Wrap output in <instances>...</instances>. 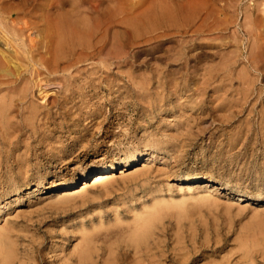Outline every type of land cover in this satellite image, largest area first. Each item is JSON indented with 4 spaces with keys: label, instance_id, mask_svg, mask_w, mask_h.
<instances>
[{
    "label": "rangeland",
    "instance_id": "rangeland-1",
    "mask_svg": "<svg viewBox=\"0 0 264 264\" xmlns=\"http://www.w3.org/2000/svg\"><path fill=\"white\" fill-rule=\"evenodd\" d=\"M185 1L198 5L193 28L204 21L202 15L209 25L213 21L211 28L208 25L195 33L191 27L184 35L191 49L180 46V38H184L181 33L167 32L166 37H158L152 32L140 37L136 44L126 34L121 59H116L114 51L103 53L107 58L95 55L79 63L82 71L74 72L77 76L70 86L48 84L45 87L49 92L41 95L34 88L32 99L47 107H43L44 116L42 113L32 123L26 122V133L20 136L22 150L17 151L23 154L22 161L9 147L0 144V240L14 242L13 264H73L86 232L95 235V264H150V259L157 260L156 264H238L245 249L255 245L258 247L252 250L254 264H264V51L258 68L249 65L254 82L247 88L238 74L249 64L250 41L241 26L243 16L228 12L221 18H229L219 19L220 15H216L218 19H213V14L206 16L204 0ZM215 1L220 7L221 2ZM244 1L248 0L241 3ZM234 32L242 39L235 38ZM152 36L153 40H143ZM210 39L216 41L215 45ZM198 40L201 44L196 47ZM234 44L240 45L236 48ZM231 48L236 50L235 56L233 50H228ZM216 49L221 52L217 54ZM222 57L227 58L220 62ZM118 60L121 67L115 63ZM213 60L215 66L221 67L217 69ZM95 64L108 66L96 73H85ZM103 71L104 78L110 81L100 77ZM90 76L96 79L94 86L89 85ZM141 79L145 80L142 85L138 82ZM47 109L50 113L45 115ZM129 156L140 158L126 171L128 174L121 173ZM103 163L117 165L113 181L106 185L95 183L91 171ZM85 174L90 175L88 190L62 199L64 190L85 185ZM197 177L203 178L200 183L212 186L189 190V183H198ZM75 179L76 186L70 187ZM214 184L219 188L214 189ZM241 195L248 199H241ZM153 206L163 208L164 218L148 246L152 251L146 252V247L138 250L131 240L125 239L137 216ZM111 242L114 251L109 252Z\"/></svg>",
    "mask_w": 264,
    "mask_h": 264
},
{
    "label": "bare ground",
    "instance_id": "bare-ground-1",
    "mask_svg": "<svg viewBox=\"0 0 264 264\" xmlns=\"http://www.w3.org/2000/svg\"><path fill=\"white\" fill-rule=\"evenodd\" d=\"M242 1L243 0H219V2H221V6L218 8L216 6L217 1H215V0L214 1L213 0H204L203 4H204V8L206 9V16H209L208 13L213 14L215 16L213 19H218V18H216V15H220L219 19H225L228 15L227 14L228 12H233L238 17L241 15L243 16L244 20L242 21L243 23L241 24V26L246 31V33H248L249 41H250V46H249L250 48H248L249 49L248 50L249 55H247V59H248L249 64H246V66H244V68L242 67L243 69L241 70V72L238 71V72H240L238 74L242 78V82L244 83V85L247 84V88H250L254 81H253V78L251 77V75L249 74V72H250L248 69L249 65H253L255 68H258L259 67L258 64L260 62V54L264 51V0H248L247 2L244 1L245 3H243V4L241 3ZM201 4H202V2H201ZM197 10H198L197 4H194V5L188 4V1L184 2V0H182V2H180V1L176 2V0L175 1H173V0H0V144L6 145V147H9L10 151H12L13 154H17V151H19L22 147V146H20L21 133H23V134L26 133L25 132L26 131V122L32 123L35 120V118L40 117L41 114L44 112L43 107H47V104H43V103L38 104L37 102H35L34 99H32L31 95H32V93H34V88H38V90L40 91V95H41V93L49 92L48 89H46V87H45L48 84L58 83V84H63L64 86H70L71 85L70 83L72 82L71 80H75L76 76H77V75L76 76L73 75V74H75L74 72H76V71L81 72L82 71L83 67L81 68V66H79V63H81L82 61H85V60H89L92 57H94L95 55L103 57L106 52H107L106 55H108V53L114 51V52H116V55H115L116 59L117 58L121 59V56L123 54V48L125 47V45L127 43L126 39H125L126 34L130 35L131 39H133V41L132 40L131 41L135 42V44H136V42H138L140 37L145 36L146 34H147V36H149L148 34L152 33V32L159 34L158 37L163 36V35L166 37V35L164 33H167V32H170L169 34H171V32L174 34H175V32L181 33L182 36L184 37V35L188 34V30H190V28L195 25V24L193 25V20H194V18H196L194 16L197 14V12H198ZM204 10H203V12H204ZM222 14H224V16H225V14H227V15L225 18L224 17L221 18ZM230 14H232V13H230ZM200 15H202V12L200 13ZM197 16H199V15H197ZM229 17L230 16H228L227 18H229ZM202 18L204 19V21L201 20ZM206 18L207 17L204 18L202 15L201 19L199 20V21H202V23L197 25L195 28L192 27L193 28L192 31L195 33H199L202 30L204 31V29H206V26H207V28H209L208 27L209 24L207 23ZM231 18L234 19L233 15ZM209 19H208V22H209ZM228 21L229 20L226 19L227 23H228ZM230 21H232V20L230 19ZM211 22H213V21L211 20ZM211 22H210V25H212ZM215 22H214V24H215ZM224 22H225V20H224ZM224 22H223V24H224L223 27H225V25H227L226 22L225 23ZM230 23L231 22L228 23L229 26H230ZM223 24L221 23V25H223ZM218 26H219V23H218ZM234 27H236V26H234ZM210 28H211V26H210ZM214 28H215V26H214ZM215 29L217 30V28H215ZM218 29H219V27H218ZM224 29H228V28H224ZM235 29H233V30H235ZM232 33H233V31H232ZM237 33L234 32V35ZM223 34H224V32H223ZM190 35H191V33H190ZM215 35H216V33L213 34V36H215ZM220 35H222V34H220ZM234 35H233V37H234ZM191 36H196V35L194 34ZM213 36L211 35V37H213ZM218 36L219 35L217 34V37ZM224 36H225V34H224ZM224 36H223V38H224ZM199 37H200L199 40H202L201 36H199ZM205 37L202 36V38H205ZM208 37H210V35H208ZM231 37H232V35H231ZM152 38H155V37H153V36L150 38L147 37L143 40H148V39H152ZM220 38L221 37L219 36L218 41L220 40ZM235 38H238V37L236 36ZM180 39H181V41L179 43L180 46L182 48L188 47V42H189L188 37H186V38L184 37L183 39L182 38H180ZM190 39H193V38L191 37ZM205 39H204L205 41L209 40L207 38H205ZM211 39H210V41H211ZM238 39H242V38L240 37ZM199 40H198V42H195V45L197 43L201 44V42ZM213 40H216V38ZM213 40L211 42L212 43L214 42L213 44L215 45L216 41H213ZM161 41H163V40H161ZM223 41H225V39ZM230 41H231V39H230ZM238 41H240V40H238ZM169 42H171V41H169ZM175 43H177V42H175ZM203 43L205 44L206 42H203ZM232 43H233V41H232ZM234 43H236V42H234ZM192 44H194V43H192ZM207 44H205V45H207ZM213 44H211V45H213ZM227 44L225 42V45H227ZM234 45H236V44H234ZM239 45L240 44H238V46L236 45L237 47L233 46V45L232 46H233V48H235V47L238 48ZM247 45H249V44L247 43ZM138 46H140V45H138ZM216 46H218V45H216ZM153 47L154 46H152V48ZM196 47H198V46L196 45ZM209 47H210V45H209ZM211 47H214V46H211ZM180 48H179V50H180ZM188 48H190V47H188ZM194 48H195V46H194ZM219 48H220V46H219ZM257 48H259L260 50L258 51ZM224 50H223V52H224ZM228 50L232 51L233 49L231 48ZM216 51H217V49H216ZM218 51H217V54H218ZM235 51L234 50L232 51V54L234 56L236 54ZM219 52H221V51H219ZM233 52H235V54ZM138 53H140V52H138ZM204 54H207V53L204 52ZM219 54H221V53H219ZM227 54H226V56H227ZM230 54L231 53H229L228 56H231ZM133 55L131 56V58L133 57ZM136 55H137V52H136ZM211 55H213V54H211ZM222 55H223V53H222ZM224 55H225V53H224ZM233 55L231 56L232 58H234ZM175 56H177V55H174V57ZM179 56L181 57V54H179ZM220 56H219V58H220ZM198 57H201V56H198ZM103 58H107V57L104 56ZM226 58L227 57H224V58L222 57L221 58L222 60H220V62L225 61ZM232 58L231 59L229 58L228 60L231 61ZM235 58H237V57H235ZM175 59H178V58H175ZM203 59H204V63H205V58H203ZM128 61H130V59ZM213 61H212V63H213ZM108 62H110V61H108ZM210 62L211 61L209 60L208 64H210ZM228 62H226L227 63L226 66L228 65ZM115 63L117 64L118 67H121V60H118ZM201 63H203V62H201ZM233 63H234V61H233ZM184 64L185 63L183 62V65ZM104 65H106V64H103L101 66H99L97 64H95L92 67L90 66L89 69L87 68L85 70V73H96V72L102 71L104 68L103 67ZM157 65H158V63H157ZM189 65H191V64H189ZM220 65L216 64V66H215V61H214V66L216 68H217V66H220ZM107 66L108 65H106V67ZM203 66L205 67V65H203ZM207 66H208L207 67V69H208L210 65H207ZM224 66H225V64H224ZM224 66H222V67H224ZM192 68H194V67H192ZM155 69H157V68H155ZM231 69H232V67H231ZM201 70H202V68H201ZM105 71H103V73L101 74L100 77L104 78V76H106ZM206 71L207 70H205V72ZM157 72H159V70H157ZM58 74H61L63 76L59 77ZM145 74H147V72ZM167 74H169V72H167ZM131 75L132 74H130V76ZM158 75H156V77H158ZM187 76H188V74H187ZM153 77H155V76L153 75ZM161 77L163 78V76H161ZM59 78H61V81H58ZM205 78H207V77H205ZM89 79H90L89 85L94 86L96 83V79L91 77V76ZM148 79H149V77H148ZM170 79H173V76H172V78L170 77ZM104 80H106V82L110 81V79H107V78H104ZM141 80H139L138 82H140L142 85V82L145 80H142V81ZM176 81H177V79H176ZM149 82H151V80L148 81V83ZM148 83H143V85L148 84ZM159 83H157V84L160 85L161 83L160 84ZM133 84H135V83H133ZM176 84H177V82H176ZM194 84H195V82H194ZM194 84H192V85H194ZM141 85H140V88L139 87L138 88L142 91ZM225 85H229V84H224V86ZM160 86H158V87L161 89ZM144 87H146V86H144ZM147 87H148V85H147ZM155 87H156V85H155ZM172 89H174V88H172ZM217 89H219L218 85H216V90ZM186 90H187V88H186ZM39 91H37V92H39ZM64 91H65V89H64ZM113 91H114V89H113ZM157 91H158V89H157ZM160 91H162V89ZM188 91L189 90H187V92ZM151 92H154V91H151ZM182 93H184V92H182ZM214 93H216V91ZM102 94H104V93H102ZM161 94H163V93H161ZM67 95L68 94H65L64 97H67ZM159 95H160V93H159ZM212 96H214V94ZM217 96H219V95H217ZM84 97H86V96H84ZM159 98L161 101L162 98L161 97H159ZM41 99H43V98H41ZM148 99L146 98V101ZM175 99H177V98H175ZM211 99H213V98H211ZM221 99H222V97H221ZM66 100H67V98H66ZM245 100H248V95H246ZM43 102H45V101L43 100ZM214 102H215V99H214ZM217 102H215V103L217 104ZM57 105L59 106V108H61L60 103H58ZM217 105H219V104H217ZM189 106H191V105H189ZM176 107H177V105H176ZM49 113H50V111H49V109H47L45 111V115H48ZM43 116H44V113H43ZM42 119H43L42 121H44V118H42ZM73 124H74V122H73ZM40 126H42V125H40ZM263 139H264V136H263ZM48 145H49V143H48ZM138 154H140V153H138ZM17 157H18L19 161L21 162L23 159L22 158L23 154L18 153ZM139 158L140 157H138V156H134V157L129 156L128 160H126V162H125V166H124L125 169L122 170L121 173L128 174V173H126V171H129L130 168H132L134 165H136ZM1 162H3V161H1ZM105 162H107V161H105ZM115 167H117V165L115 163H103V164L97 166L96 168H94L93 170H91L93 172L95 183L106 185L107 183L113 181V179L115 177V174H114ZM144 171L147 172L149 170H144ZM141 172L142 171H140L139 173H141ZM84 173H85V171H84ZM89 173L90 172H88L87 174H89ZM26 175H28V174H26ZM89 177H90V175H86V178L84 180L85 185L81 189H78L79 187L78 188L75 187L78 179L73 180L70 183L71 184L70 187H75V188H73L74 190L73 191H68L69 189L64 190L63 195H62V199H65V198L68 199L69 196H71V194L72 195L81 194V193L87 191L88 185H89ZM201 179H203V178L197 177V178H195V180L198 183H195V184L189 183V185L187 184L188 189L189 190H196L198 187L212 186L211 184L209 185L207 183L206 184L200 183L199 181H201ZM208 183H210V181H208ZM197 184H201V185H197ZM181 187H183V186H181ZM214 187H215L214 189L219 188L218 185H215ZM222 189H223V187H222ZM247 197L244 195L240 196L241 199L247 198ZM193 200H195V199H193ZM137 217H138L137 220L132 225H130V227L128 229V231H129L128 236H126L127 238L125 240H127V239L131 240L130 242H132V244L135 245L138 250L140 248L144 249L146 247V250H147L146 252H148L151 250V248L148 247L150 242H151V239L156 234L157 228L160 225L159 221H163L164 211H163V208H161L159 206H153L152 208L143 211ZM103 230H104V228H103ZM96 231H97V229H96ZM4 235L5 234H3V236ZM84 236H85L84 244L77 248V250H76L77 251V258H76L77 261L75 263L73 262V264H95V261L93 260L94 256H95L94 246H96L95 245L96 239L94 238L95 235L93 232H86V233H84ZM123 237H124V235H123ZM263 240H261V241L263 242ZM246 241H247V239H246ZM252 242H253V240H252ZM256 242L260 244V241H256ZM172 243H173V241H172ZM240 244H242V243H240ZM13 245H14V242H12V241H9V240L1 241L0 240V257H1L0 260H1L2 264H13L14 263L15 257H16L15 256L16 255V247ZM251 245H253V243ZM109 246H110L109 252L114 251L113 250V242H111L109 244ZM246 247L247 246H245V248ZM253 247L248 246L245 249L244 247L241 246V249L244 248L245 251L241 254L240 263H238V264H242V263L254 264V261H253L254 258H253V252H252ZM255 247H258V246L255 245ZM262 247L263 246L261 245V248ZM257 249H259V248H257ZM232 251H233V249H232ZM261 251H263V249L260 250L259 252L261 253ZM239 252H240V250H239ZM231 255H232V253L230 254V257H231ZM262 256H263V254H262ZM181 259H182V257H181ZM251 261H252V263H251ZM149 262H151L150 264H156L157 260L152 261L150 259ZM20 264H24V263L20 262ZM142 264H145V263H142ZM160 264H162V263H160Z\"/></svg>",
    "mask_w": 264,
    "mask_h": 264
}]
</instances>
